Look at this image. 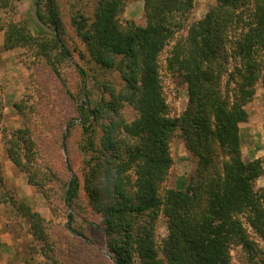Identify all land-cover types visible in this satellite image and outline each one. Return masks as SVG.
Segmentation results:
<instances>
[{
    "label": "trees",
    "instance_id": "1",
    "mask_svg": "<svg viewBox=\"0 0 264 264\" xmlns=\"http://www.w3.org/2000/svg\"><path fill=\"white\" fill-rule=\"evenodd\" d=\"M129 1L96 0L92 18L79 10L72 15L91 59L100 69L117 70L124 81L105 106L91 108L85 100L78 107L84 189L103 217L112 259L116 264H232L231 247L241 245L251 264H264L246 226L264 237V194L256 188L264 166L261 159H244L240 136V125L249 119L246 106L264 79V0H213L194 21L195 0H143L144 26L121 20ZM61 5V0H35V15L40 34L51 36L68 59ZM8 6L9 0H0V9ZM7 27L8 41L34 38L26 24ZM173 41L166 63L188 92L179 116L171 115L161 76V54ZM125 103L137 117L108 124L98 140L92 120L103 109L118 115ZM177 131L196 167L190 188L169 189L164 197ZM15 135L6 140L7 154L29 183L41 188L27 164L37 150L32 131L24 127ZM8 187L0 175V202L16 206L14 188L9 195ZM79 193L80 180L73 176L66 203ZM17 207L31 225L29 232L44 241L46 219L25 201ZM161 213L168 230L162 245L156 237Z\"/></svg>",
    "mask_w": 264,
    "mask_h": 264
},
{
    "label": "rangeland",
    "instance_id": "2",
    "mask_svg": "<svg viewBox=\"0 0 264 264\" xmlns=\"http://www.w3.org/2000/svg\"><path fill=\"white\" fill-rule=\"evenodd\" d=\"M95 1L61 0V37L71 52L68 59L53 46L51 36L40 34L35 0H9V6L0 9V175L14 188L17 199L16 206L0 202V222L13 234L16 248L14 255L7 257L8 264H116L107 246L103 217L94 211L84 189V134L78 107L85 100L91 108L105 106L112 93L120 92L124 86L117 70H103L95 64L72 24V15L77 10L93 17ZM213 3V0H195L190 21L202 18ZM120 18L123 22L144 26V1L130 0ZM10 22L26 24L34 38L8 41ZM173 44L174 41L161 54V76L171 115L179 116L186 108L188 92L182 78L170 71L166 63ZM81 70L85 71L84 75ZM246 109L249 119L240 125L243 157L261 159L264 166V79L256 85ZM136 117V111L127 103L118 115L103 109L92 120L97 139L108 124L131 123ZM250 117L254 120L253 126L248 125ZM24 127L31 129L37 148L30 158L33 161L27 164L36 172L34 180L42 189L29 183L28 175L7 154L6 140L15 139L17 131ZM170 151L172 166L162 185L164 197L169 189L190 188L196 167V160L187 151L179 131L172 136ZM73 176L80 180V193L67 204L65 190ZM256 188L264 194V174L257 180ZM21 201L46 219L44 241L35 238L29 232L31 225L26 217L18 215L17 206ZM246 226L263 256L264 237ZM167 235L166 219L161 213L156 225L160 245ZM231 256L232 264H251L249 254L241 245L231 247Z\"/></svg>",
    "mask_w": 264,
    "mask_h": 264
},
{
    "label": "crops",
    "instance_id": "3",
    "mask_svg": "<svg viewBox=\"0 0 264 264\" xmlns=\"http://www.w3.org/2000/svg\"><path fill=\"white\" fill-rule=\"evenodd\" d=\"M253 119V115L251 116ZM250 117V119H251ZM251 119V122H248V125L253 126L254 120ZM3 224L0 222V264H8L7 257H10L11 255H14L16 252L15 244H14V238L13 234L9 231L4 229ZM7 251H10V254H7ZM14 251V252H13ZM17 264H23V263H17Z\"/></svg>",
    "mask_w": 264,
    "mask_h": 264
},
{
    "label": "water",
    "instance_id": "4",
    "mask_svg": "<svg viewBox=\"0 0 264 264\" xmlns=\"http://www.w3.org/2000/svg\"><path fill=\"white\" fill-rule=\"evenodd\" d=\"M66 132H67V130H66ZM66 132H65V133H66ZM64 139H65V136L63 137V140H64Z\"/></svg>",
    "mask_w": 264,
    "mask_h": 264
}]
</instances>
